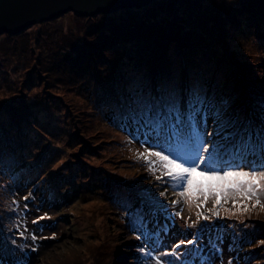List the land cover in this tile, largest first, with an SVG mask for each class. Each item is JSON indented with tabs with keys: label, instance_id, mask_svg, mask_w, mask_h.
<instances>
[{
	"label": "trees",
	"instance_id": "1",
	"mask_svg": "<svg viewBox=\"0 0 264 264\" xmlns=\"http://www.w3.org/2000/svg\"><path fill=\"white\" fill-rule=\"evenodd\" d=\"M227 1L154 0L109 14L72 12L0 35V264H31L27 256L32 249L50 240L32 241L31 226L12 212L8 220L10 203L4 194L18 203L58 210L77 197L68 207L70 216L64 215L71 224L100 225L93 237L103 235L113 243L111 250L112 243L97 251V256L111 257L108 264L123 260L119 233L139 235L130 226L129 211L144 216L149 231L159 232L157 250L167 251L164 246L171 244L164 235L174 231L158 214L159 192L153 181L130 175L120 164L116 129L143 132L152 127L147 117L167 116L171 103L178 104L184 120L180 127L187 129L194 92L205 101L197 130L204 139L212 132L215 141L221 140V154L238 145L247 129L264 124V0H232L235 6ZM154 133L150 143L156 145L163 137ZM248 159L258 157L249 154ZM85 201L101 203V210L89 208L80 215L98 216L78 220L74 207ZM8 222L16 224L14 241ZM256 223L259 233L252 235L261 241L264 219ZM164 226L167 232L161 231ZM184 246L189 254L176 264H204L206 256L216 253L207 246L206 256L205 247L194 256L196 246ZM83 248L64 251L61 264L91 261ZM260 253L264 245L251 250L249 261L264 263Z\"/></svg>",
	"mask_w": 264,
	"mask_h": 264
},
{
	"label": "snow or ice",
	"instance_id": "2",
	"mask_svg": "<svg viewBox=\"0 0 264 264\" xmlns=\"http://www.w3.org/2000/svg\"><path fill=\"white\" fill-rule=\"evenodd\" d=\"M193 95L194 100L189 101L187 129L180 127L184 120L176 103L167 105L168 115L163 118L159 112L155 119L147 117V123L154 128L157 138H163L152 146V149L160 150L145 148L143 152L137 153V159L145 161L157 181L170 185L176 196V199L170 202L176 217L183 219V207L178 206H186L190 213L193 208L196 209L195 221H191L190 217L185 220L187 227L197 228L201 221L210 222L214 218H221L222 212L226 217L237 219L257 211L264 213V124L255 130L247 129L246 137L242 135L238 145L222 155L221 146L205 140L204 134L197 130V116L205 101L195 92ZM147 111L150 112L151 108ZM249 154L257 156L258 159L249 160ZM157 172L160 175H156ZM167 191L168 189L161 191L160 196H165ZM24 199L29 197L25 196ZM210 201L212 207L205 208ZM229 202L232 207H225ZM24 207L27 208V205ZM128 216L132 230L139 233L136 239H143L145 242V247L140 251L149 264H176L181 255L177 250L181 245L197 246L192 255H199L201 247L198 241L202 239L200 232L194 233L189 240L179 241L171 250L158 251L159 232L149 231V222L142 214L129 211ZM48 218L45 214L32 223L37 224L40 220ZM161 231L167 232V226ZM24 235L25 232L21 231L20 236ZM154 236L156 239H153ZM55 238V233L51 237L31 236L34 242L37 239ZM259 244L264 245V240L259 241ZM16 264L23 262L17 261ZM181 264L190 262L183 260ZM229 264H232V261H229Z\"/></svg>",
	"mask_w": 264,
	"mask_h": 264
},
{
	"label": "rangeland",
	"instance_id": "3",
	"mask_svg": "<svg viewBox=\"0 0 264 264\" xmlns=\"http://www.w3.org/2000/svg\"><path fill=\"white\" fill-rule=\"evenodd\" d=\"M227 3L234 4L233 6H235V2H233L232 0H228ZM70 13L72 14L71 11H67L60 16H73ZM42 22L46 21L37 22L32 25H39ZM238 41L239 40L236 39V42ZM153 118H155V116H153ZM221 118L223 119V116H221ZM125 129L126 131H120L116 129L117 135L115 145L120 148L115 151L117 153L116 157L119 158L120 164H124V167L128 170L126 172H128L130 175H141L140 179H146L147 183L149 181L154 182L153 186H156L155 188L157 189V192H159L158 196L160 198L159 207L157 208V211L159 212L158 214L165 217L166 220H169V228L172 229V232L174 231L172 235L168 232L166 233V235H164V238L168 239V243L174 246L178 240H182L183 238L189 240L192 238V235L194 233L200 232L202 239L198 241V244L201 249L205 247V249H202V252L205 251L203 253V256H206V249L209 250L207 246L213 247V253L216 252L211 256H206L204 264H229V261H232V264H264L256 260L249 261L250 257H252L249 254L251 250L255 247L257 248L258 245H261L259 244L260 240L258 239V237L253 236L252 233H259L257 231L258 226L256 220H258V218L264 219V213H260L257 211L252 213L250 216L246 215L245 217L237 219L226 217L222 212L221 218H214L210 222L201 221L200 225L197 228L187 227V225L185 224V220L190 217L191 221H195L196 209L193 208L192 212L190 213L186 206H178V208L183 207V219L181 217H176L174 215L173 209L170 206V202L173 199H176V196L171 190L170 185L168 183L157 181L155 179V176L148 170L145 161H143L142 159H137L138 152H143L145 148L152 149V146L154 144L150 142L154 141V137L151 136V134L155 132V130L152 131L151 127L143 132H140L134 128V130L129 133L128 127H126ZM61 131H63L62 127ZM140 133H143L141 137L139 136ZM212 134V132H207L205 140L215 141V136ZM154 135H156V132L154 133ZM104 139L108 140V138ZM218 142H221V140H219ZM218 142L215 141L216 144H219ZM219 145L222 146L223 143H220ZM152 150L160 149L155 148ZM112 154L115 155V153ZM156 175H160V173L157 172ZM165 189H168L166 195L160 196V192L165 191ZM4 196L10 203L9 206L7 205L10 208L9 210H7L8 213L6 214V217H9L8 220H10L12 212V214H16V216L20 217V220L21 222H23L24 226H31V233L33 235H36L37 237H51L53 233L56 234L55 239H50L49 242L39 243L36 250L32 251L31 254L27 256V259L31 264H61L63 263V260L66 256L64 251H66L67 249H73L77 251L79 248L83 247V249L87 251L86 253L89 254L91 260L89 261L88 259H86V262H84V264H96L93 258H91L93 256H96V259L102 261L105 264H108V261H110L111 257L109 255L104 256L102 254L103 252L97 256V251L99 252L102 250L100 248L101 246H103L104 250V248L107 249L109 244L112 243L104 239L105 237L103 235H99V237L96 238V235L93 237L94 231L97 229H101L100 225H96L98 228H95L96 226H93L92 223L78 224L73 221L71 224L69 222L70 217H65V213H68L70 216L68 207L78 202L77 197L69 204H67L66 207L62 208V210H58L56 209L57 206L55 205L49 208L47 206L39 207V205L36 204L34 207H32L31 205H27L28 203H18L17 199L13 200V198L7 194H4ZM38 202L40 203V201ZM86 202L88 201H85L84 204H79L74 207L75 210L73 211V214L78 218V220L82 218L81 216L85 215L87 217H91L93 215L98 216L99 213L96 212H99L101 210V203L98 204L93 201L89 203ZM49 203L50 202L48 201V204ZM25 205H27V208L24 207ZM62 206H64V204H61V207ZM94 207L96 208L93 209ZM210 207H212L211 201L205 206V208ZM225 207L231 208V202L225 205ZM89 208L92 209L91 211L94 210L96 212L90 213L89 211H86L84 212V215H80L81 212ZM45 214H47L49 218L40 220L37 223L40 224L39 226H35V224L32 223V221L36 220L38 217L44 216ZM241 220L243 221V223H241ZM98 221H101V216L97 218V222H95V224H98ZM29 223H32V225H30ZM8 224L11 225H8L6 228L7 230H10L11 239L14 241L15 238L13 236H17V234L15 232H12L11 230L15 227L16 224L14 222H8ZM75 225L77 227H74ZM263 228L264 227H260V229L262 230L259 231L264 232ZM116 240L120 244L119 252L123 257V260L120 263L117 260L118 263L116 264H149V262L145 260L143 253L140 251V249L142 248L141 241L123 233H119ZM225 243L227 244L225 245ZM26 245H30V243L27 242ZM112 245L113 243L110 245V250L112 249ZM168 245L169 244H166L164 246V249L168 250V247L171 246ZM188 251L189 249H186V247L183 245L180 249L181 255L176 262H180V258L182 256L184 257L183 254L187 253ZM243 252H247L249 255H243ZM260 254L264 257L263 253ZM255 259H257V257H255Z\"/></svg>",
	"mask_w": 264,
	"mask_h": 264
},
{
	"label": "water",
	"instance_id": "4",
	"mask_svg": "<svg viewBox=\"0 0 264 264\" xmlns=\"http://www.w3.org/2000/svg\"><path fill=\"white\" fill-rule=\"evenodd\" d=\"M154 0H0V35L21 32L30 25L71 11L78 15L109 14L140 9Z\"/></svg>",
	"mask_w": 264,
	"mask_h": 264
}]
</instances>
